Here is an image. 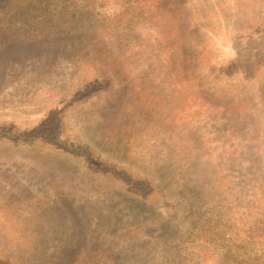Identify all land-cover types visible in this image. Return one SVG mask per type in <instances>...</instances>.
<instances>
[{
  "label": "rangeland",
  "instance_id": "374dc122",
  "mask_svg": "<svg viewBox=\"0 0 264 264\" xmlns=\"http://www.w3.org/2000/svg\"><path fill=\"white\" fill-rule=\"evenodd\" d=\"M263 50L264 0H0V125L61 126L0 141V264H264Z\"/></svg>",
  "mask_w": 264,
  "mask_h": 264
},
{
  "label": "trees",
  "instance_id": "16d2710c",
  "mask_svg": "<svg viewBox=\"0 0 264 264\" xmlns=\"http://www.w3.org/2000/svg\"><path fill=\"white\" fill-rule=\"evenodd\" d=\"M263 57H264V50H263ZM247 61H249V58L247 59ZM56 115V114H55ZM57 120V124H55L52 127L49 128H53L51 130V132H46L49 128H45L46 131L41 130L39 128H36L34 130H31L30 128H21L18 126H14L11 124H7V125H0V141H9V142H14V143H22V144H31L34 143V141L38 140H43L44 142H48V143H53V145L57 142V140L60 138L58 136V130L60 129V122L59 119ZM39 138V139H36ZM73 144L77 147V148H73V146L71 145V150L69 151V154H86L88 155L90 152H92L91 148L85 144L84 146H81L80 144H75L73 142ZM68 148V150L70 149ZM82 148H85V150L83 151ZM89 164L91 166H95V169L98 173H107L109 171L114 172L116 167L115 165L112 167H108L111 165V163L105 162V161H101V163L103 164V167H97L96 166V162L93 160V158H90ZM118 176H123V178L126 177V175H128L127 177H130V174H126L124 171H119L116 173ZM131 182L133 183V185L138 188L139 190L142 191L144 198L146 197L147 199L150 198L152 199V196L157 195L158 193V189L155 186H152L151 183H146V182H138L137 184H135L133 182V180H131ZM153 188H152V187ZM157 191V193H155V191ZM151 196V197H149ZM28 219H20L19 217L14 215V210L13 209H9L7 210H1L0 211V234H3L5 237L6 235L15 232L16 236L14 238H12L11 243H15L18 233H24L23 230V224L27 221ZM19 229V232H18ZM33 239H37V237L35 236ZM30 240V241H33ZM18 243H23V240H18Z\"/></svg>",
  "mask_w": 264,
  "mask_h": 264
}]
</instances>
